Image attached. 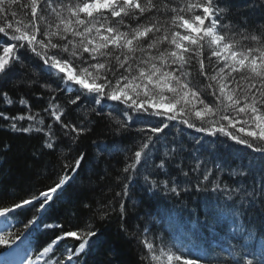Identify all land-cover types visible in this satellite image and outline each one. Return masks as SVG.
I'll use <instances>...</instances> for the list:
<instances>
[{
    "label": "snow or ice",
    "instance_id": "obj_1",
    "mask_svg": "<svg viewBox=\"0 0 264 264\" xmlns=\"http://www.w3.org/2000/svg\"><path fill=\"white\" fill-rule=\"evenodd\" d=\"M101 121L136 135L89 156ZM0 127L38 141L17 182L0 167V264H120V243L138 246L136 264H264V0H0ZM113 152L115 239L103 224L116 208L80 195L89 160ZM136 185L199 195L200 211L155 234L129 226Z\"/></svg>",
    "mask_w": 264,
    "mask_h": 264
},
{
    "label": "trees",
    "instance_id": "obj_2",
    "mask_svg": "<svg viewBox=\"0 0 264 264\" xmlns=\"http://www.w3.org/2000/svg\"><path fill=\"white\" fill-rule=\"evenodd\" d=\"M32 103L34 105V110H39L38 102L33 100ZM19 111H21V109L15 107L9 109L10 114H15ZM135 135L136 133L133 130L127 134V139H125L124 137L113 136L106 131L105 123L101 121L95 127L94 133L90 134L88 137L83 138L82 143L85 153L89 154V156H95L96 149L93 145V141H96L97 143L106 142L107 144H109L110 142L111 144H113V142L124 144L130 143ZM191 135L197 134L192 133ZM5 142L9 143L12 147L8 153L4 154L2 166L0 167H2L4 177L9 182L15 183L21 176H25L27 174V165L31 163V153L33 149L38 145V141L28 135H17L9 133L3 130L2 127H0V143ZM228 151L225 152L226 157L228 156ZM107 155L108 154L105 153L103 156L89 160V163L85 167L87 174H91L93 176V183L90 187H86L85 190L80 193V195L83 198H86L92 204L93 209L98 203L104 204L108 203L109 201L111 202L112 206L116 208V211L113 212L110 220L103 224V230L105 231V234L108 237L115 239L116 233L118 231L117 219L119 216L120 202V197L116 196V193L121 191L120 184L117 183L115 177L118 175L119 169L122 167V155L118 154L112 158H109ZM45 164H55V158L47 157L45 159ZM31 179L33 183H47V181H44L41 177L35 175H33ZM225 179H227V177H225ZM135 188V192H138V194L135 195L136 202H138V198H140L143 202L139 207L131 206L129 213L131 214L132 211L135 212L132 213L131 216L127 213L129 216H127L126 222L129 226H135L142 222L137 219V215L138 212L144 213L143 209L146 208L145 204L147 206H150V209H148L147 211H153V205H150V203L148 202L150 199L144 196V193L141 192L142 190L140 189V186H135ZM69 195H74L72 190L69 191ZM201 201L202 197L199 195L185 197L182 203L176 201L178 203L176 210L164 212L165 215H168V217H170L160 219L161 222H159L160 226H158V231H160V227H162L163 229L172 230L173 228H178L181 222H187L189 218V210H186L187 205L189 203L195 204L197 208L196 211H200L198 205L201 204ZM61 222L63 223L65 229L72 230L73 226L78 223V220L76 219V217H69L68 219L61 217ZM153 225H156V221L155 223H153ZM67 243H72V241L68 240ZM125 247H127V249H125ZM118 248L119 250L116 258L120 261V264H136L138 253L137 245L120 243ZM101 258L105 260L107 259V257Z\"/></svg>",
    "mask_w": 264,
    "mask_h": 264
},
{
    "label": "bare ground",
    "instance_id": "obj_3",
    "mask_svg": "<svg viewBox=\"0 0 264 264\" xmlns=\"http://www.w3.org/2000/svg\"><path fill=\"white\" fill-rule=\"evenodd\" d=\"M117 143L118 144H121L119 142H117ZM108 145H112L111 142ZM107 154H108L107 156L109 158H112V157H114V156H116V155H118L120 153L113 152V153H107ZM136 187H139V185H136ZM129 191H130L129 197H126L125 198L126 201H128V202L125 203V211H126V214L127 213L130 214L129 212H130L131 206H133V207H135V206L136 207H139V206H141V204L143 202L140 198H138V202H136V199H135L136 196L135 195L138 194V192H135L136 191V188H132L130 186ZM141 192L143 193V191H141ZM176 201L177 200L172 199V198H165V196H164L163 193L160 194L158 197H156L154 199H150L148 202L150 203V205H153V209H152L153 211H151V212L147 211L148 209H150V206L149 205L147 206L145 204V207L146 208L143 209L144 213L138 212L137 219L140 220V221H142L138 225L140 227H143L145 225H148L151 228L152 233L153 232L154 233H157L159 227H158V225H153V223L155 221L161 222L160 219H163L165 217H168V215H165L164 212H170L172 210H176V207H177V204H178ZM127 209H128V212H127ZM196 209L197 208H196L195 204H190L189 203L187 205V207H186V210H196ZM134 212L135 211H132L131 214L134 213ZM128 214H127V216H129ZM131 214H130V216H131ZM154 214H156V215H154ZM153 219H154V221H153ZM162 230H163V228L160 227V231H162ZM125 249H127V247H125Z\"/></svg>",
    "mask_w": 264,
    "mask_h": 264
},
{
    "label": "rangeland",
    "instance_id": "obj_4",
    "mask_svg": "<svg viewBox=\"0 0 264 264\" xmlns=\"http://www.w3.org/2000/svg\"><path fill=\"white\" fill-rule=\"evenodd\" d=\"M153 221H154V219H153ZM154 223H155V222H154ZM156 225L160 226L158 221H156ZM158 232H159V231H158ZM153 234H155V233L153 232Z\"/></svg>",
    "mask_w": 264,
    "mask_h": 264
}]
</instances>
